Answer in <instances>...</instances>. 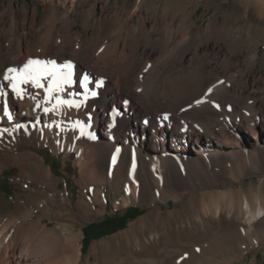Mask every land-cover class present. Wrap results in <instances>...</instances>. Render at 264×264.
I'll return each instance as SVG.
<instances>
[{"label": "bare ground", "instance_id": "bare-ground-1", "mask_svg": "<svg viewBox=\"0 0 264 264\" xmlns=\"http://www.w3.org/2000/svg\"><path fill=\"white\" fill-rule=\"evenodd\" d=\"M96 1L16 0L15 6L0 0L8 6L0 12V24L11 19L8 28L0 27V175L18 166L14 184L27 195L22 199L18 192L16 208L8 209L9 200L0 196V264H79L82 233L73 223L98 209L103 184L122 173L124 204L139 189L212 183L215 190L202 194L201 213L182 226V236L260 235L257 241L264 240L261 189L251 198L242 187L227 188L231 180L220 173L225 162L234 169L257 168L264 156V68L257 53L246 40H233L232 31L226 45L214 43L225 23L221 29L209 23L208 33H194L193 12L182 4L169 15L144 16L148 0H137L133 9L109 7L108 1L97 8ZM76 23L90 29L86 38L74 30ZM29 60L55 61L58 68L71 62L74 83L54 95L83 105L45 113L56 101L31 83L20 85L18 97L4 77L17 75L8 69L24 68ZM76 121L82 124L74 127ZM45 146L63 154L66 166L75 151L79 182L101 186L94 196L86 187L78 208L36 150ZM53 216L54 227L45 221ZM148 220L136 221L130 234H140ZM157 235L152 233L149 243Z\"/></svg>", "mask_w": 264, "mask_h": 264}, {"label": "rangeland", "instance_id": "rangeland-1", "mask_svg": "<svg viewBox=\"0 0 264 264\" xmlns=\"http://www.w3.org/2000/svg\"><path fill=\"white\" fill-rule=\"evenodd\" d=\"M12 1L16 6V0ZM102 1H108L109 7L120 5L133 9L137 0H97V8ZM167 1L148 0V6L145 5L142 9L144 16L151 15L152 11H157L158 15H169L182 4L186 11L193 12L194 33H198V29L208 33L209 23L218 24L220 29L225 23L224 28L215 32L214 43L219 46L226 45L227 40L231 39L229 33L232 31L233 40H246L244 42L257 53V63L264 68V5L261 2L259 4L258 0L257 2L255 0H178V3ZM7 7L6 4L0 3V12H6ZM24 22L29 27L28 22ZM10 24L11 19L8 18L5 24H0V27L8 28ZM74 30L80 32L83 38L90 34V29L82 23H76ZM23 69L21 67L18 70ZM261 80L264 86V75ZM98 131L100 135L101 128ZM36 150L45 158L46 163L52 166L54 174L60 179L58 188L69 192L75 208H78L80 195L86 187L91 196L101 188L97 182L86 184L87 186L79 182L80 170L75 163L78 154L75 151L72 152L66 166L63 154L55 153L51 146L37 147ZM107 161L108 158H104L105 165ZM254 166L256 165L251 164L244 170L234 169L225 162L220 173L231 180L226 187L235 189L242 187L243 192L251 198H254L255 193L260 189L264 194V156L259 167L254 168ZM124 176L125 174L122 173L115 181L103 184L105 197L101 196V201L97 204L98 209L87 218L80 217L73 223L75 232L82 233L79 264H264V240L257 241L262 239L260 235L256 237L224 235L219 238H214L211 234L195 238L182 236V231H179L182 226L185 224L189 226L194 217L201 213L206 201L202 194L215 190L212 183L181 186L178 189L169 186L162 190L139 189L128 204H124L127 193L126 184L122 182ZM18 177H20L18 166L7 168L0 175V196H5L9 200L4 205L5 209L16 208L18 192L22 193V199H27L24 193L26 188L14 184ZM116 201H119V205H116ZM103 208L104 211L98 214V210ZM133 209L135 214L125 225L102 237L86 240L85 231L89 224L107 218L118 220L127 211ZM145 216H149V220L140 234L135 236L130 234L131 226ZM45 221L54 227L58 219L53 216L47 217ZM263 230H260V233L263 234ZM178 231L181 232V236L178 235ZM161 232H163L162 237L157 235ZM152 233H156L157 239L151 244L148 240ZM95 245L96 248H93Z\"/></svg>", "mask_w": 264, "mask_h": 264}, {"label": "snow or ice", "instance_id": "snow-or-ice-1", "mask_svg": "<svg viewBox=\"0 0 264 264\" xmlns=\"http://www.w3.org/2000/svg\"><path fill=\"white\" fill-rule=\"evenodd\" d=\"M50 64L51 67H47L46 65ZM38 67H32V66ZM60 68L68 69L67 72H62ZM9 73H18L14 76L6 75L4 77L5 80L10 82V86L12 87L13 91L16 93L18 97H22V88L20 85L25 83H31L37 89H44L46 94V98L48 101L55 99L56 103L53 105L52 109L45 107L43 111L45 113L51 111H55L56 108L67 105L69 108L76 107L80 108L83 105V101H75V100H64L59 95H54V93H61L65 91L66 86H71L74 81L72 79V72H71V62H68L65 65L60 66L59 68L56 66L55 61L49 62H42L38 60H29L28 63L24 66V69L18 72L17 69L9 68ZM88 77H84V81L86 82ZM44 81H47V86H45ZM85 82L81 83V87L87 91H90L87 88V84ZM72 95H84V93H72ZM92 96H95L96 93L94 91L91 92ZM35 99V97H32ZM127 103V102H126ZM199 103V101L197 102ZM4 114L7 116L9 120L12 119V113L8 110L5 106ZM2 118V117H0ZM82 124L81 121H76L74 124L75 126H80ZM86 127V125H84ZM4 131H7L5 129ZM83 127L81 128V135H83ZM119 151V149L117 150Z\"/></svg>", "mask_w": 264, "mask_h": 264}, {"label": "trees", "instance_id": "trees-1", "mask_svg": "<svg viewBox=\"0 0 264 264\" xmlns=\"http://www.w3.org/2000/svg\"><path fill=\"white\" fill-rule=\"evenodd\" d=\"M134 214H135V210L133 209L127 211L126 214L120 217L118 220H115L113 218H107L89 224L86 227V231H85L86 240L88 241L94 238H99L115 231L119 227L125 225L128 219L132 217Z\"/></svg>", "mask_w": 264, "mask_h": 264}]
</instances>
